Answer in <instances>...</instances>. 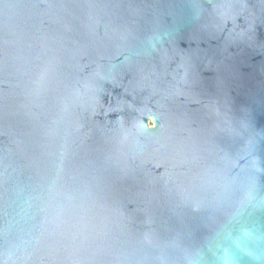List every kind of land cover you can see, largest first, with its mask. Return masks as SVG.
Segmentation results:
<instances>
[{
	"label": "water",
	"instance_id": "1",
	"mask_svg": "<svg viewBox=\"0 0 264 264\" xmlns=\"http://www.w3.org/2000/svg\"><path fill=\"white\" fill-rule=\"evenodd\" d=\"M0 264H264V0H0Z\"/></svg>",
	"mask_w": 264,
	"mask_h": 264
}]
</instances>
